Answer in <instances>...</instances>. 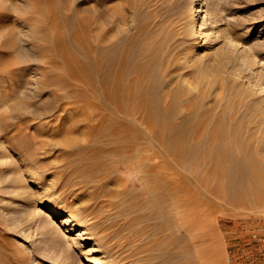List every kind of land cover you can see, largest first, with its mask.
I'll return each instance as SVG.
<instances>
[{
	"label": "rangeland",
	"instance_id": "374dc122",
	"mask_svg": "<svg viewBox=\"0 0 264 264\" xmlns=\"http://www.w3.org/2000/svg\"><path fill=\"white\" fill-rule=\"evenodd\" d=\"M195 1L0 0V264H264V0ZM171 125L201 180L159 216Z\"/></svg>",
	"mask_w": 264,
	"mask_h": 264
},
{
	"label": "bare ground",
	"instance_id": "6f19581e",
	"mask_svg": "<svg viewBox=\"0 0 264 264\" xmlns=\"http://www.w3.org/2000/svg\"><path fill=\"white\" fill-rule=\"evenodd\" d=\"M197 2H198V6L194 8V13L195 14H198V13L202 14L203 8H202L201 0H196L194 3H197ZM74 38H73V41H75V46H77L78 48H83L84 44L81 43L79 40H75ZM197 46H198V41H195L193 51L196 50ZM152 91H153L152 89L151 90L147 89L144 92L142 91V93L139 96H140V98H144L147 101V103L150 104V105L148 104L149 110L151 111L150 120H152L151 123L153 125V124H155V122L157 123V122H160L162 120L166 121L170 118H169V109H165L163 106H161L159 104L158 99H156L155 97H153L151 95ZM128 100L129 99L126 96L125 97V114L129 113L131 110V108L129 107L128 102H127ZM170 131H171V133H173L171 136L172 140H170V141L175 143L174 150H173V158H172L173 165L175 167V171L173 174L170 175L171 176L170 179L173 180L175 188H174V190H172V189L171 190L170 189L158 190L156 187V182L149 181V182L145 183V185L146 184L147 185L144 187V192L148 195L147 198L145 200H143L141 198L138 201L140 204H143V203H145V201H148V202H146V205L153 206L154 208H160L159 216H166L165 215L166 212L173 209L174 205L177 202H179L177 200L183 199V201H186L188 199V197L190 195V191L192 189L191 188L192 187V183H191L192 179L193 180L196 179V181L198 180V182H199L198 184H200V180H201V177H199L198 174H199V172H201L199 170L201 169L202 166L199 164L197 165V163L192 162L193 158H194L193 148L195 146V144H191L193 141L192 140V138H193L192 133L191 134H183L182 125H175V126L173 125L171 127ZM114 140H115L116 145H118L117 146L118 149L121 151L120 153H123V155L121 154L120 156L122 158H125V137L118 135ZM232 149L234 151L236 148H232ZM239 149H240V147H239ZM217 150L218 149H216V151ZM223 152L225 154L224 155L225 159H224V161H221V165H219V167L220 166L221 167L220 168L218 167L219 168L218 170H220V172H219V175H217V176H219V178L221 179V181H222L221 184L223 185V188L226 191L231 192L232 194L236 195V193L240 192L241 190L248 189L250 187V185L248 184L247 178L241 177L242 176L241 175L242 170L238 169V167H237V162H238L237 156L233 153H230V152L225 153V151H223V150H222V152L220 151L219 153L220 154L222 153V155H223ZM196 154L198 155L199 158L202 156V155H200L201 153L200 154L196 153ZM156 156L157 155L155 154V151L153 150L151 155L146 157V159L152 160ZM217 156L218 155H216L215 159L216 158L218 159L220 157L219 158V161H220L221 156H219V157H217ZM224 157H222V158H224ZM201 159H203V158H201ZM212 160H213V158H212ZM221 160H223V159H221ZM219 161H218V164L220 163ZM215 164H217V163L215 162L213 165H215ZM170 165H172V164H170ZM199 166H200V168H199ZM183 170L185 171V173L182 172ZM214 172H216V171H214ZM243 175L245 176V174H243ZM172 194H178V198L177 199L170 198L171 197L170 195H172ZM177 215H179V214H176V216ZM174 217H171V215H170L168 220L174 221ZM87 261H90V260H87Z\"/></svg>",
	"mask_w": 264,
	"mask_h": 264
}]
</instances>
